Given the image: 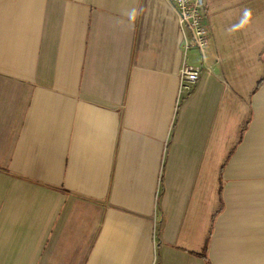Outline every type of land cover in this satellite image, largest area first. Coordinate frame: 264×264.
<instances>
[{"label":"crops","instance_id":"0c3cea01","mask_svg":"<svg viewBox=\"0 0 264 264\" xmlns=\"http://www.w3.org/2000/svg\"><path fill=\"white\" fill-rule=\"evenodd\" d=\"M203 1L201 60L169 0H0V264H264L263 80L220 169L207 260L180 246L228 93L220 50L238 21L264 49V0ZM186 66L201 75L179 98ZM161 166L176 189L155 239Z\"/></svg>","mask_w":264,"mask_h":264},{"label":"rangeland","instance_id":"374dc122","mask_svg":"<svg viewBox=\"0 0 264 264\" xmlns=\"http://www.w3.org/2000/svg\"><path fill=\"white\" fill-rule=\"evenodd\" d=\"M260 7L261 5H256V10L258 11ZM238 24L242 28L240 29L241 32H238V37L232 38L236 41L235 45L231 48L223 47L219 53L220 58L224 59L223 68L228 73L225 74L228 93L220 119L216 121L210 134L211 137L200 175V184H203V187L197 189L198 200L195 204L197 210L189 214V221L184 225L185 227L181 232L180 246L184 247L188 244L190 245L189 248L196 251L197 254L203 253L207 248L210 231H212L211 215L215 214L219 206L222 205L220 169L225 166L240 140L242 129H245L248 124L250 111L247 109V104L258 83L261 80L264 81V49L260 46L263 34L255 28L246 29V22L244 21H238ZM255 25L259 26L260 22H256ZM233 30H235V34L237 29ZM252 32H254L253 36H251ZM235 106L238 109H235ZM230 115L234 116L228 117ZM163 169L165 167L161 166L160 187L152 214L156 229L159 227L157 234L156 229L153 231V238L155 239L160 234L166 236L165 227L167 225L165 226V224L173 220V217L171 218L173 213L168 212L167 205H171V202L174 203L173 193L175 192L174 187L176 189V180L169 179L168 175L164 174ZM0 170L6 172L7 168L1 164ZM156 243L160 245L159 242Z\"/></svg>","mask_w":264,"mask_h":264},{"label":"built area","instance_id":"2783aa9c","mask_svg":"<svg viewBox=\"0 0 264 264\" xmlns=\"http://www.w3.org/2000/svg\"><path fill=\"white\" fill-rule=\"evenodd\" d=\"M179 16L180 29L186 30L190 38L185 40L184 49H194L199 52L201 60L208 47L209 26L204 20L203 0H169ZM201 70L184 67L179 73L178 95L188 93L199 81ZM183 96V95H182Z\"/></svg>","mask_w":264,"mask_h":264},{"label":"trees","instance_id":"16d2710c","mask_svg":"<svg viewBox=\"0 0 264 264\" xmlns=\"http://www.w3.org/2000/svg\"><path fill=\"white\" fill-rule=\"evenodd\" d=\"M258 85H260V83H258ZM206 249L207 248H205V250L203 251V253H199V254H196L198 257H201L202 259H205V260H207V258H206Z\"/></svg>","mask_w":264,"mask_h":264}]
</instances>
